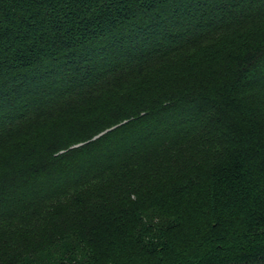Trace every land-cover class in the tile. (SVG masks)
I'll list each match as a JSON object with an SVG mask.
<instances>
[{"label":"trees","instance_id":"16d2710c","mask_svg":"<svg viewBox=\"0 0 264 264\" xmlns=\"http://www.w3.org/2000/svg\"><path fill=\"white\" fill-rule=\"evenodd\" d=\"M0 264H264V0H0Z\"/></svg>","mask_w":264,"mask_h":264}]
</instances>
